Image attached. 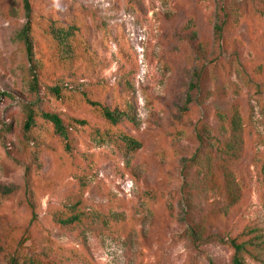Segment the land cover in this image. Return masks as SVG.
Here are the masks:
<instances>
[{
  "label": "rangeland",
  "instance_id": "374dc122",
  "mask_svg": "<svg viewBox=\"0 0 264 264\" xmlns=\"http://www.w3.org/2000/svg\"><path fill=\"white\" fill-rule=\"evenodd\" d=\"M30 1L34 21L73 26L76 41L67 52L38 33L30 89L23 1L0 0V264L8 233L30 224L27 196L50 264H232L218 237L264 264V0ZM77 90L131 108L119 126L143 147L97 133L110 125ZM29 107L58 115L67 138L40 122L28 140ZM67 206L79 217L64 227L53 210Z\"/></svg>",
  "mask_w": 264,
  "mask_h": 264
},
{
  "label": "trees",
  "instance_id": "16d2710c",
  "mask_svg": "<svg viewBox=\"0 0 264 264\" xmlns=\"http://www.w3.org/2000/svg\"><path fill=\"white\" fill-rule=\"evenodd\" d=\"M22 1L26 12L27 22L20 33V39L25 46L27 58L31 62V67L29 70L30 89L39 91L41 85V77L40 71L38 70V67L36 66L34 60V43L38 33H41L42 36H46L47 38H49V44L54 49H57V47H61L64 51L69 52V48L74 45L70 44L69 41H76L74 39H76L77 31L73 28V26L67 28L60 22L54 20H48L47 24H44V22L34 21L31 1ZM216 30L218 37H220L219 40H221L222 28L217 27ZM217 64H221L224 68L228 65L227 62H224L223 60H217L216 65ZM215 67L214 70L216 71ZM204 73L205 72H202L201 74H198V76ZM217 75L218 74H215L213 79H216ZM243 75L248 77L246 74ZM248 80H250V78H248ZM50 91L55 97L60 100L66 97L64 94V88L60 86L52 87L50 88ZM77 91L80 93L79 98L87 103V105L93 111L100 114L110 125V127L104 131L97 130V133L114 142L116 146L123 148L127 153H135L143 147V144L139 139L127 135L119 126L123 118H127L130 121H133V117L131 116V108H129L128 110H121L119 108L111 109L109 106H106L101 100L93 98L88 92L80 90ZM40 122H45L52 125L57 135H63L65 138H67L65 126L58 115L45 113L37 107H29L26 109V120L24 123V132L28 140L31 138L32 133L37 129ZM196 135L200 146L203 147L205 145L204 142L206 135L201 130H199ZM120 142L121 145H117L120 144ZM201 150L203 149L201 148ZM201 150H199V152L191 161L192 163H196L195 165H197L198 168L200 167V162H202L200 157L204 156ZM30 179L31 178L29 177V175H27L26 184H29ZM10 192L11 191H3L2 193H0V204L3 201L2 197ZM25 201L27 203V207L30 209V226H27L26 224L15 226V231L12 233H8V236L3 243L2 249L8 256L9 264H50V261H48L49 254L47 253L46 248L48 244V246H51L50 244L52 243V241L49 237L44 238L43 234L40 235V233H38L45 232V230L40 226V223L38 222L35 211V204L32 197L27 196ZM53 214V218L56 220V222L64 227L72 225V223L75 220H78L79 217L78 215H75V213H73L71 207L69 206L66 207V211L54 209ZM217 239L219 242L223 243L224 245H228L232 249L234 253L232 264H246L244 257L245 254L249 253L248 245L250 243L241 242L239 237H218ZM28 242H31V244L28 245ZM44 242L45 245L42 246ZM39 245L42 248L41 251L37 254V252L39 251ZM211 264L215 263L211 262Z\"/></svg>",
  "mask_w": 264,
  "mask_h": 264
}]
</instances>
